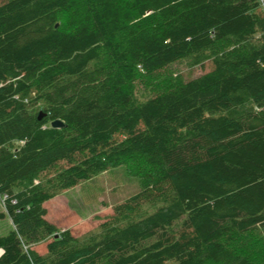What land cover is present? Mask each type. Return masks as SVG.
Returning <instances> with one entry per match:
<instances>
[{
	"label": "trees",
	"instance_id": "16d2710c",
	"mask_svg": "<svg viewBox=\"0 0 264 264\" xmlns=\"http://www.w3.org/2000/svg\"><path fill=\"white\" fill-rule=\"evenodd\" d=\"M120 165L141 188L98 231L48 220ZM0 196V264H264V0H0Z\"/></svg>",
	"mask_w": 264,
	"mask_h": 264
},
{
	"label": "rangeland",
	"instance_id": "374dc122",
	"mask_svg": "<svg viewBox=\"0 0 264 264\" xmlns=\"http://www.w3.org/2000/svg\"><path fill=\"white\" fill-rule=\"evenodd\" d=\"M217 64L212 60L199 66H191L189 61L176 62L159 70L148 82L138 81L137 93L145 91L146 86L158 91L169 81H185L212 70ZM44 112V103L36 107ZM45 113V112H44ZM19 143V142H18ZM38 184L39 180L35 179ZM137 176L131 175L127 166L109 168L91 179L81 181L67 188L45 202L47 218L60 230L70 229L75 235L84 236L96 232L102 222L114 214L116 204L129 199L141 188ZM4 213V215H2ZM14 225L0 196V236L9 234ZM48 240L33 245L40 253L47 252ZM260 264V263H257Z\"/></svg>",
	"mask_w": 264,
	"mask_h": 264
},
{
	"label": "water",
	"instance_id": "95a60500",
	"mask_svg": "<svg viewBox=\"0 0 264 264\" xmlns=\"http://www.w3.org/2000/svg\"><path fill=\"white\" fill-rule=\"evenodd\" d=\"M45 114H46V113H44V112H40V114H39V118L41 119ZM52 125L55 126V127H60V126H63L64 123H63V121H61V120H54V121L52 122Z\"/></svg>",
	"mask_w": 264,
	"mask_h": 264
}]
</instances>
